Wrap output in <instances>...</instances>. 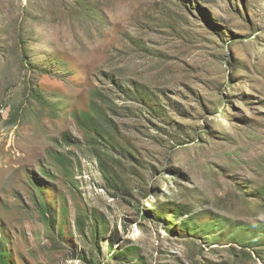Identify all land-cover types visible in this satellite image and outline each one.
I'll return each mask as SVG.
<instances>
[{
  "label": "rangeland",
  "instance_id": "obj_1",
  "mask_svg": "<svg viewBox=\"0 0 264 264\" xmlns=\"http://www.w3.org/2000/svg\"><path fill=\"white\" fill-rule=\"evenodd\" d=\"M1 252L264 264V0H0Z\"/></svg>",
  "mask_w": 264,
  "mask_h": 264
},
{
  "label": "trees",
  "instance_id": "obj_2",
  "mask_svg": "<svg viewBox=\"0 0 264 264\" xmlns=\"http://www.w3.org/2000/svg\"><path fill=\"white\" fill-rule=\"evenodd\" d=\"M85 125H89V126H92L88 120H85ZM0 264H6V260H5V253H0Z\"/></svg>",
  "mask_w": 264,
  "mask_h": 264
}]
</instances>
